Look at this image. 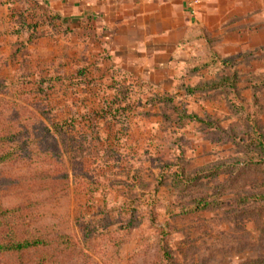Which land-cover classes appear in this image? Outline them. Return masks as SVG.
<instances>
[{
	"label": "rangeland",
	"instance_id": "obj_1",
	"mask_svg": "<svg viewBox=\"0 0 264 264\" xmlns=\"http://www.w3.org/2000/svg\"><path fill=\"white\" fill-rule=\"evenodd\" d=\"M8 11L0 7V91L11 87L23 65L39 60L58 68L87 60L107 69L114 62L150 86L126 102L133 117L142 116L137 136H129L131 168L84 207L106 212L96 222L107 219L109 226L96 236L93 219L75 217L69 232H77L80 245L74 259L62 264H159L161 249L169 250L174 264H264V46L253 38L247 44L246 29L233 28L211 46L192 45L179 57L189 58L195 49L200 60L153 70L150 63L132 67L113 58L97 35L84 39L47 26L21 32ZM208 49L214 54L206 59ZM222 81L227 85L212 88ZM189 88L196 92L187 95ZM25 166L9 164L0 175L25 174ZM19 199L0 193L4 205ZM80 206L72 197L58 198L46 205V216ZM119 225L128 229L118 231ZM50 253H31L24 263L51 262ZM13 263L12 257H0V264Z\"/></svg>",
	"mask_w": 264,
	"mask_h": 264
},
{
	"label": "trees",
	"instance_id": "obj_2",
	"mask_svg": "<svg viewBox=\"0 0 264 264\" xmlns=\"http://www.w3.org/2000/svg\"><path fill=\"white\" fill-rule=\"evenodd\" d=\"M8 8L10 22L24 33H38L47 26L55 33L78 32L84 39L101 38L87 20L43 14L35 0H9ZM213 54L207 52L205 58ZM69 65L58 68L51 60L23 65L11 87L0 91V171L9 164L24 163L27 168L19 176L0 175V193L20 197L13 204L0 203V257H12L13 264H25V256L49 249L51 262L43 264L73 260L80 242H75L77 232H69L74 229L72 220L93 219L90 230L96 236L106 230L107 219L96 222V217L106 212H89L85 204L105 188L110 191L112 178L131 168L127 164L129 141L131 135L137 136L142 116L133 117L132 107L126 102L131 95L142 94L149 83L129 71L123 72L114 62L107 69L87 60L80 66ZM118 76L121 81H117ZM195 92L189 88L186 94ZM140 149L141 144L136 143L135 150L140 153ZM70 197L81 206L70 207L63 216L53 219L46 216V205ZM154 219L151 212L150 223ZM123 229L128 228L119 225L118 231ZM160 261L174 264L167 249H161Z\"/></svg>",
	"mask_w": 264,
	"mask_h": 264
},
{
	"label": "crops",
	"instance_id": "obj_3",
	"mask_svg": "<svg viewBox=\"0 0 264 264\" xmlns=\"http://www.w3.org/2000/svg\"><path fill=\"white\" fill-rule=\"evenodd\" d=\"M35 1L61 17L87 20L97 28L113 58L121 57L132 67L137 62L143 67L150 63L153 70L177 62L188 64L195 60V49L189 58L180 59L181 53L187 54L192 45L211 46L233 28L246 29L247 44H253V38L264 46V0ZM8 5L9 0H0V7Z\"/></svg>",
	"mask_w": 264,
	"mask_h": 264
}]
</instances>
